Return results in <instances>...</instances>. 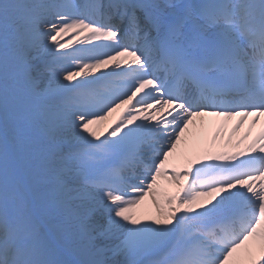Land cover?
Segmentation results:
<instances>
[{
  "label": "snow or ice",
  "instance_id": "obj_1",
  "mask_svg": "<svg viewBox=\"0 0 264 264\" xmlns=\"http://www.w3.org/2000/svg\"><path fill=\"white\" fill-rule=\"evenodd\" d=\"M0 264H264V0H0Z\"/></svg>",
  "mask_w": 264,
  "mask_h": 264
},
{
  "label": "bare ground",
  "instance_id": "obj_2",
  "mask_svg": "<svg viewBox=\"0 0 264 264\" xmlns=\"http://www.w3.org/2000/svg\"><path fill=\"white\" fill-rule=\"evenodd\" d=\"M65 39H68V37H66ZM209 119H211V118H209ZM211 130H212L211 126H209L208 129H207V133H208L209 136H210ZM241 132H242V129H241ZM238 134L239 133H237V135ZM224 136H225V138L227 137V131H225ZM145 222H148V221H145Z\"/></svg>",
  "mask_w": 264,
  "mask_h": 264
}]
</instances>
